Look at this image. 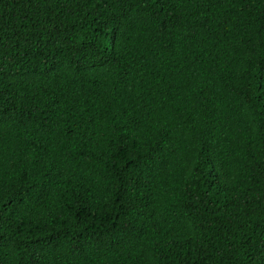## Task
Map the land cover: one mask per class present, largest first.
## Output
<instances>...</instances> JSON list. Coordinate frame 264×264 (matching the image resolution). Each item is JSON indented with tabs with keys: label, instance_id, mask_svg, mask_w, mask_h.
I'll list each match as a JSON object with an SVG mask.
<instances>
[{
	"label": "trees",
	"instance_id": "obj_1",
	"mask_svg": "<svg viewBox=\"0 0 264 264\" xmlns=\"http://www.w3.org/2000/svg\"><path fill=\"white\" fill-rule=\"evenodd\" d=\"M0 264H264V0H0Z\"/></svg>",
	"mask_w": 264,
	"mask_h": 264
}]
</instances>
